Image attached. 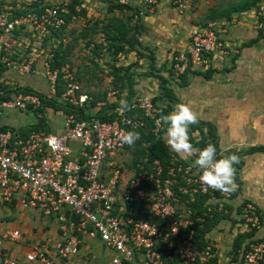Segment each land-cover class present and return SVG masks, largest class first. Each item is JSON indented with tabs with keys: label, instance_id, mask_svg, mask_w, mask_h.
Listing matches in <instances>:
<instances>
[{
	"label": "built area",
	"instance_id": "1",
	"mask_svg": "<svg viewBox=\"0 0 264 264\" xmlns=\"http://www.w3.org/2000/svg\"><path fill=\"white\" fill-rule=\"evenodd\" d=\"M140 1L147 9H153L158 0ZM171 3L179 12L186 8V0ZM262 11L264 4L258 6V12ZM63 23L56 5L17 16L0 10V64L24 74L32 72L41 57L48 95H55L62 81L58 99L65 104L81 105L86 95L79 94V82L70 66L67 63L51 66L43 46L50 28H59ZM258 28L264 31V21L258 23ZM20 29L30 33L32 42L26 43L27 52L18 59L14 55H19L25 46L23 39L15 36ZM221 47L222 41L212 22L192 26L187 48L171 57L174 76L178 77L187 67L204 69L211 52ZM105 101L120 102L117 91L108 90ZM28 104L38 107V94L19 91L0 100V114L5 109L25 108ZM129 106L150 117L152 130L157 132L162 121L150 96H134ZM57 111L63 118L60 133L38 128L20 136L9 129H0V202L18 198L22 206L37 207L44 214L69 210L75 219L60 226L62 239L56 248L61 258L75 254L81 237L87 235L97 237L112 250L111 264H213V245L209 242L197 249L193 244L194 219L188 203L198 192H216L205 190L199 183V170L192 162L194 156H173L172 164L165 167L157 158L143 157L132 164L131 155L129 160L123 158L126 152H131L119 142L118 136L141 126L140 119L121 114L119 107L112 120L77 118L72 112ZM70 140L79 141L77 152L69 145ZM181 193L188 197L181 200ZM218 193L229 198L231 192ZM240 217L246 232L259 228L260 219L253 202L243 203ZM19 236L16 229L0 230V242ZM263 258L264 242L249 239L239 264H259ZM0 264H53V261L47 249L39 246L27 252L22 260L4 257Z\"/></svg>",
	"mask_w": 264,
	"mask_h": 264
},
{
	"label": "crops",
	"instance_id": "2",
	"mask_svg": "<svg viewBox=\"0 0 264 264\" xmlns=\"http://www.w3.org/2000/svg\"><path fill=\"white\" fill-rule=\"evenodd\" d=\"M32 1L34 0H0V10L12 15L13 10L21 9ZM37 1L56 5V2L62 0ZM110 1L131 4L140 9L145 31L139 36L142 43L139 48L143 51L147 47L153 51L155 66L160 68V74L166 76L172 55L187 48L191 27L203 25L206 12L211 7H224L235 0H186L183 12H179L171 0H158L153 9H147L140 0H81L86 15L69 21L63 29L61 40L64 44L74 40L68 62L65 63L70 66L73 75L80 73L78 78L74 76L78 82L81 78L89 83L88 91H81L79 82L78 92L86 95V105L93 95L113 89L109 73L112 64L127 65L137 60L135 50H131L119 54L116 61H111L106 52L99 51L95 54L92 51L93 41L87 43V38L78 36L81 27L89 20H102ZM260 4H264V0L256 7L233 12L229 20H208L205 24H214L222 41L221 49L211 52L209 63L204 69L188 67L182 78L174 76L175 80L169 79L181 102L187 104L199 119L214 125L218 153L234 154L241 162L237 170L239 182L234 181L236 194L229 198L220 196L209 200L218 204L223 201L230 207L225 209L228 216L221 217L207 233L208 240L213 245V264H239L242 251L239 250V255L234 256L231 247L235 236L246 232L240 217L241 206L245 201L253 202L257 208L260 226L256 229L255 237L264 241V151L246 152L251 146L264 145V31L258 28V23L264 21V11L258 12ZM114 14L122 15L119 11ZM199 17L203 20L198 21ZM15 36L25 43L18 51L19 55H14L21 59L27 52L26 43L32 42V36L26 29L17 30ZM94 39L96 42L100 41L102 34L98 33ZM59 40L53 39V42ZM45 50L49 52V47L46 46ZM73 50H77L78 56L75 64L69 63ZM40 59L41 57L37 59L33 71L29 73L19 74L15 70L4 68L0 73V92L1 86H6L8 97H13L24 87L48 94V84ZM147 65V59L138 58V65L134 67V96L153 97L161 91L156 77L142 73ZM98 66L102 67L101 70L95 69ZM126 92V89L120 91V96L123 95L120 102ZM56 99L65 104L58 97ZM104 102L103 99L96 101L89 112L93 113ZM27 106L3 110L0 114V129H9L23 136L41 117L45 125L43 130L62 132L63 118L57 111L61 108L44 107L42 112H35L32 107ZM193 136L198 138L197 132ZM69 145L74 152L80 148L77 140H70ZM68 219H75V216L66 208L44 214L37 207L22 206L18 198L0 202V230L5 232L16 229L20 235L17 239L1 240L0 262L4 257L22 260L30 250L44 246L53 264H89L90 261L111 264L112 250L97 237L87 235L81 237L75 254L67 258L58 255L56 246L62 239L60 226Z\"/></svg>",
	"mask_w": 264,
	"mask_h": 264
},
{
	"label": "trees",
	"instance_id": "3",
	"mask_svg": "<svg viewBox=\"0 0 264 264\" xmlns=\"http://www.w3.org/2000/svg\"><path fill=\"white\" fill-rule=\"evenodd\" d=\"M261 0H235L230 2L226 6H215L208 9L204 17L205 23L208 20L225 19L229 20L233 12L243 11L252 7H256ZM45 6H52V4L41 3L37 0L30 2L29 4L23 5L21 9L13 10L11 16H17L20 14H25L27 12H40ZM58 6V14L63 17L64 23L59 28H50L43 39V46L49 47L48 57L51 66H60L65 62H68V56L70 54L71 48L73 46L74 40L69 43H63V29L69 21L73 18L85 16L86 9L81 6V0H62L56 3ZM64 8V9H63ZM63 9V10H62ZM119 11L122 13L121 16L115 15L114 12ZM203 23V25H205ZM145 31V25L140 16V9L137 6L131 4H123L119 1H110L106 7V12L102 20L93 19L89 20L78 32V36L87 38V43L93 41L92 51L97 54L99 51L106 52L111 61H116L117 56L121 53H126L131 50H135L137 60L131 62L127 65H111L110 75L111 84L113 90L117 91L118 98L120 99V91L126 89V95L124 99L128 104L134 97L133 86L135 84L134 75L136 74L134 67L138 65V58L147 59V69L143 71L144 75H152L156 77L159 81V86L161 91L158 95L151 97L153 104L158 108V113L160 116L168 113L177 103H183L175 95L169 79L175 80L172 58L169 67L167 68V75L164 76L159 73V67L155 66V56L151 49L145 47L143 51L139 48L142 46L139 36ZM98 33L102 34V39L98 42L95 41L94 37ZM53 39H60L57 42H53ZM144 47V46H143ZM5 67L0 64V73ZM188 67L179 74V78L184 76ZM205 76L206 73H204ZM79 74L74 73V76L78 78ZM63 89L62 81L57 85L56 94L48 95L36 90L30 89L28 87L21 88V91H30L38 94L40 99V105L38 107H33L29 105L27 107H32L35 112H42L44 107H52L54 109L61 108L65 112H72L77 118H87L95 117L100 120H112L117 114L116 108L119 107L120 102H107L105 101L96 111L93 113L89 112L91 107H94L96 101L103 99L105 100V92H100L92 96L91 101L86 105V100L81 105L73 104H62L56 97L59 96L60 91ZM0 100L6 99L9 96V92L6 86H1ZM124 115L138 118L141 120L142 125L139 126L136 131L139 133L140 139L135 142L133 146H126L131 152V163L140 161L143 157L146 159L157 158L165 167L166 165L172 164L173 153L166 147L164 143V133L165 125L162 123L158 128L157 132H153V120L146 116L141 109H130L129 111L123 112ZM44 119L39 118L37 123L30 126L27 135L33 129H44L45 125L43 123ZM3 129V128H2ZM197 132L198 138H195L193 134ZM189 138L193 143L194 147L202 148L207 143H212L216 145L217 152V138L214 125L206 120L199 119L197 122L189 127ZM264 145L251 146L246 152H263ZM219 154V153H218ZM220 156L228 155V153ZM240 161L234 165V181L239 182L237 178V170L240 165ZM180 183L182 181L180 180ZM236 194V189H233L230 193V197ZM181 200H185L187 194H179ZM220 194L218 191L213 192V194H203L196 193L194 195L193 201L188 204L192 209V218L194 219V238L193 244L197 249H202L206 244L209 243L207 233L214 227V225L219 221L221 217L228 216L225 209H230L228 203L220 202L221 204L211 203L212 198H218ZM244 203V202H243ZM242 203V205H243ZM220 205V209L219 208ZM240 210V208H239ZM258 212V211H257ZM226 213V214H225ZM155 221L159 219L154 218ZM163 221V220H162ZM256 229L253 228L248 232L238 233L233 241L231 247L234 256H238L239 253L242 254L247 248V242L249 239L262 240L255 237ZM264 242V241H263ZM240 250V252H239ZM213 261V259H212ZM259 264H264V258L259 262Z\"/></svg>",
	"mask_w": 264,
	"mask_h": 264
},
{
	"label": "clouds",
	"instance_id": "4",
	"mask_svg": "<svg viewBox=\"0 0 264 264\" xmlns=\"http://www.w3.org/2000/svg\"><path fill=\"white\" fill-rule=\"evenodd\" d=\"M121 114L129 111L130 106L122 100L119 105ZM198 120L196 113L185 103H177L171 111L161 116L165 125L164 143L166 147L180 158H192L199 170L198 181L207 190L230 193L234 188V154L220 156L216 145L207 143L202 148L194 147L189 138V127ZM140 139L139 133L129 130L121 133L118 140L123 145L133 146Z\"/></svg>",
	"mask_w": 264,
	"mask_h": 264
},
{
	"label": "rangeland",
	"instance_id": "5",
	"mask_svg": "<svg viewBox=\"0 0 264 264\" xmlns=\"http://www.w3.org/2000/svg\"><path fill=\"white\" fill-rule=\"evenodd\" d=\"M229 0H227V2H228ZM57 3V2H56ZM55 4V3H54ZM200 18V17H199ZM201 20H203L202 18H200V19H198V21H201ZM77 51V50H76ZM76 51L74 52V50H73V52H72V54H71V56H70V58H69V63H71L72 62V64H75V60H76V58L78 57L77 55H76ZM82 61H84L83 59H82ZM109 67V66H108ZM96 68H98V69H100L101 70V68L102 67H100V66H98V67H95V69ZM75 70V69H74ZM80 71V70H79ZM78 74L80 75V73L78 72ZM78 75V76H79ZM79 82H80V84H81V87H80V89H81V91H88V88H89V83L88 82H84L81 78L79 79ZM46 86L44 85V88H45ZM121 97H123V95L121 96ZM131 154L129 153V154H127V152L125 153V155L123 156V158L125 159V160H129L128 158H129V156H130ZM126 162V161H125Z\"/></svg>",
	"mask_w": 264,
	"mask_h": 264
}]
</instances>
